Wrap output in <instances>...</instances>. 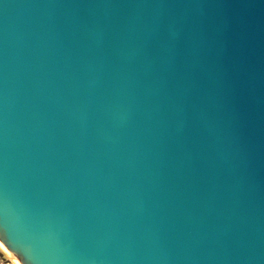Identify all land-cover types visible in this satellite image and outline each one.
Listing matches in <instances>:
<instances>
[{
    "label": "water",
    "instance_id": "1",
    "mask_svg": "<svg viewBox=\"0 0 264 264\" xmlns=\"http://www.w3.org/2000/svg\"><path fill=\"white\" fill-rule=\"evenodd\" d=\"M0 238L264 264V0H0Z\"/></svg>",
    "mask_w": 264,
    "mask_h": 264
},
{
    "label": "bare ground",
    "instance_id": "2",
    "mask_svg": "<svg viewBox=\"0 0 264 264\" xmlns=\"http://www.w3.org/2000/svg\"><path fill=\"white\" fill-rule=\"evenodd\" d=\"M0 250L5 253V255L14 263V264H24L15 253L3 242L0 238Z\"/></svg>",
    "mask_w": 264,
    "mask_h": 264
},
{
    "label": "built area",
    "instance_id": "3",
    "mask_svg": "<svg viewBox=\"0 0 264 264\" xmlns=\"http://www.w3.org/2000/svg\"><path fill=\"white\" fill-rule=\"evenodd\" d=\"M0 264H13V262L0 250Z\"/></svg>",
    "mask_w": 264,
    "mask_h": 264
},
{
    "label": "rangeland",
    "instance_id": "4",
    "mask_svg": "<svg viewBox=\"0 0 264 264\" xmlns=\"http://www.w3.org/2000/svg\"><path fill=\"white\" fill-rule=\"evenodd\" d=\"M14 264V263H13Z\"/></svg>",
    "mask_w": 264,
    "mask_h": 264
}]
</instances>
